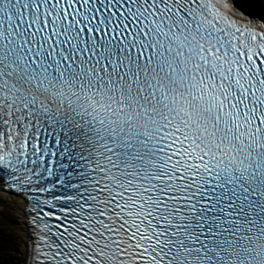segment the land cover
<instances>
[{"label":"snow or ice","instance_id":"snow-or-ice-1","mask_svg":"<svg viewBox=\"0 0 264 264\" xmlns=\"http://www.w3.org/2000/svg\"><path fill=\"white\" fill-rule=\"evenodd\" d=\"M0 264H264V0H0Z\"/></svg>","mask_w":264,"mask_h":264},{"label":"rangeland","instance_id":"rangeland-1","mask_svg":"<svg viewBox=\"0 0 264 264\" xmlns=\"http://www.w3.org/2000/svg\"><path fill=\"white\" fill-rule=\"evenodd\" d=\"M12 211V196L0 190V232L4 235H9L15 241L16 251L12 257V260H14L21 247L22 236L18 230L19 219Z\"/></svg>","mask_w":264,"mask_h":264},{"label":"trees","instance_id":"trees-1","mask_svg":"<svg viewBox=\"0 0 264 264\" xmlns=\"http://www.w3.org/2000/svg\"><path fill=\"white\" fill-rule=\"evenodd\" d=\"M15 241L9 236L0 232V261H11L16 251ZM17 244V242H16Z\"/></svg>","mask_w":264,"mask_h":264},{"label":"bare ground","instance_id":"bare-ground-1","mask_svg":"<svg viewBox=\"0 0 264 264\" xmlns=\"http://www.w3.org/2000/svg\"><path fill=\"white\" fill-rule=\"evenodd\" d=\"M6 193V192H5ZM7 195H11L12 196V202H13V214L16 215L19 219V225H18V230L21 232V236H22V242H23V230H22V225L20 224V213L17 211V206L20 205V200L16 198L15 195L7 193ZM22 245V243H21ZM22 250V248H19L18 253Z\"/></svg>","mask_w":264,"mask_h":264}]
</instances>
